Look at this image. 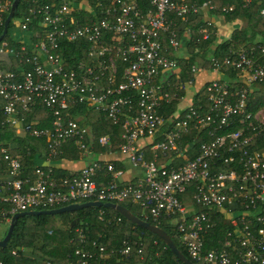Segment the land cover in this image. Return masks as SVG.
Instances as JSON below:
<instances>
[{
    "label": "built area",
    "instance_id": "2783aa9c",
    "mask_svg": "<svg viewBox=\"0 0 264 264\" xmlns=\"http://www.w3.org/2000/svg\"><path fill=\"white\" fill-rule=\"evenodd\" d=\"M83 1L88 5V0H82L79 7L84 6ZM12 3L0 0V27ZM76 3L58 0L57 4L40 7L36 14L47 30L38 43L22 45L15 51L0 42V98L6 122L22 130L21 113L38 106L50 112V128L24 129L33 137L46 139L48 161L63 144L74 143L85 152L86 164L77 173L59 179L51 167H36L30 180L21 177L18 157L1 150L8 179L0 182V201L10 208L1 211L0 224L10 223L16 213L57 209L84 200L133 203L143 208L146 218L156 223L166 219L175 226L179 240L197 262L264 264V151L257 143L254 147L255 137L264 132V107L252 111L248 104L252 85L264 81V63L245 51L222 62L212 59L213 71L219 72L223 66L232 68L238 71V80L207 82L202 89L206 109L189 104L165 119L159 109L169 100L170 77L164 74H175L178 64L166 55L162 35L169 47L177 50L176 19L186 25L190 15L212 9L210 1L198 6L189 0H112L102 9V18L88 25H79L71 17ZM250 3L245 0L244 7ZM232 9L229 6L223 11ZM36 14L30 11L33 17L18 22V28L27 32ZM201 34L206 40L209 32L203 29ZM32 36L39 38L38 32ZM79 42L87 44L90 62L81 60L67 69L58 51L67 43ZM117 61L125 64L119 82ZM74 105L87 106L121 127L118 152L132 167L142 170L141 177L120 182L121 172L111 162L89 159L92 130L68 117ZM193 131L206 140L199 143L197 154L190 159L187 153L191 145L184 148L181 141ZM157 135L161 139L150 142L153 158L147 160L138 141L153 140ZM97 143L102 154L112 152L108 136H100ZM169 152L173 154L170 162L176 164L158 165V154ZM102 172L109 179L99 184L96 180ZM190 186L192 204L186 205L181 196ZM199 206L206 211H199ZM213 213L227 218L233 230L224 233L221 247L205 251V236L217 225L211 220ZM122 244L118 252L128 257L130 242ZM98 251V257L104 258V247ZM137 252L141 255L142 249ZM10 255L18 256L15 250ZM75 255L78 259L70 264H86L95 254L77 249Z\"/></svg>",
    "mask_w": 264,
    "mask_h": 264
},
{
    "label": "trees",
    "instance_id": "16d2710c",
    "mask_svg": "<svg viewBox=\"0 0 264 264\" xmlns=\"http://www.w3.org/2000/svg\"><path fill=\"white\" fill-rule=\"evenodd\" d=\"M77 0L75 9L71 13L74 22L79 25H88L102 18V9L107 8L112 0H88L90 10L87 11ZM179 1V0H176ZM210 1L213 7L208 11L209 14L204 15L203 11L198 14L190 15L188 22L183 26L176 19L179 25L177 50L169 47L166 36L162 35V46L165 53L171 59L177 61L178 70L169 78V100L163 103L159 109V114L165 119L176 113L180 108L179 105L185 98V87L195 84L196 72L193 69L201 71H212V59L222 62L225 58H233L240 51L249 53L252 57L259 59L260 63H264V0H251V3L244 7L245 0H189V3L201 6L204 2ZM13 2V0H12ZM58 0H21L15 11L14 17L9 23L7 33L1 42H5L6 46L15 51H20L22 45L34 44L40 41L44 36L47 28L42 25L40 15L36 12L44 5L57 4ZM143 8L148 7L147 4L140 3ZM233 6V9L224 12V8ZM30 11L37 15L28 23L27 38L14 40L9 36L10 30L17 26L16 21L23 22L30 15ZM8 13L4 16V21ZM212 16L221 18L224 24L236 25L231 31L229 39L218 41L216 29L213 23L207 21V17ZM206 29L209 32L208 38L203 40L201 31ZM3 32V26L0 27V35ZM38 32L39 38H34L32 33ZM185 48V55L180 54V49ZM63 59H65V67L67 69L74 68L78 61L90 62L87 53V44L67 43L58 51ZM118 65V82L125 64L117 61ZM30 68V66H26ZM219 72L228 81L238 80V71L221 67ZM203 90L195 94L192 99V105H203L204 109L207 104L204 100ZM249 109L256 111L264 107V81L254 83L251 87L250 96L248 98ZM4 105L0 98V170L6 168L5 161L1 150H5L8 154L18 157L22 167V178L33 180L34 170L37 166L36 160H44L48 156L46 139L44 137H33L29 134L24 136L16 133V127L6 122V116L3 114L1 107ZM21 126L23 131L26 126H32L36 129H47L51 126L52 116L50 112L43 106L35 107L29 113H21ZM68 117L77 120V122L86 127H90L93 134V142L91 144V155L97 156L104 151L98 145L97 140L100 136H108L111 141L113 151H118L120 143L119 135L121 127L112 124L103 115L93 113L92 109L84 105H74L68 110ZM33 121L38 124L33 125ZM197 136V137H196ZM161 139L157 135L152 142ZM205 137L197 134L195 131L182 137V147L186 148L191 145L189 153L190 159L197 154L198 145ZM264 151V132L260 133L254 139V147ZM148 148V147H147ZM147 160L153 158V154L149 148L145 150ZM87 156L84 151L78 150L74 143L63 144L59 148V153L54 157V161L69 160L79 161L86 160ZM173 159L171 152L162 155L158 154V165H173L170 162ZM179 164H181L179 162ZM55 179H59L69 174L60 169H53ZM109 179L106 172H102L97 178L100 184L105 183ZM193 192L190 186L186 195L181 196L183 204H192L191 194ZM84 200L83 202H87ZM120 205L126 207L133 215L152 225H157L163 229L172 239L176 248L190 261L195 264H203L193 260L187 253L185 247L178 238L177 228L169 225L167 220L162 219V223H156L149 217H145V211L138 204L121 202ZM9 205L0 203V213L2 210H8ZM199 211H206L203 207H197ZM102 213V215H101ZM11 218V217H10ZM211 220L217 222L216 227L205 236L204 250H210L213 247H221V238L226 231L233 230L229 224V220L222 215L211 214ZM60 221V224L57 223ZM166 221V222H165ZM5 223V222H4ZM83 238H80V233ZM7 231L3 234L2 240ZM128 240L131 245V254L126 257L118 251L123 246V241ZM93 242L95 245H93ZM104 247L103 257L99 258L100 252L98 247ZM77 249L89 250L95 255L87 259L86 264H183L181 263L167 248L162 239L156 234L139 227L120 216L116 211L108 208H86L74 212L63 213L54 216H22L14 224L12 236L5 248H0V262L2 264H40L50 262L52 264H70L78 259L75 255ZM142 249L141 255L138 250ZM15 250L17 257L10 255Z\"/></svg>",
    "mask_w": 264,
    "mask_h": 264
},
{
    "label": "crops",
    "instance_id": "0c3cea01",
    "mask_svg": "<svg viewBox=\"0 0 264 264\" xmlns=\"http://www.w3.org/2000/svg\"><path fill=\"white\" fill-rule=\"evenodd\" d=\"M83 8H85L83 6ZM203 14L207 15L209 14L208 11L206 9H203ZM207 21H211L216 29V35L218 36V41L221 40H225V39H229L230 35H231V31L232 29H234L235 27H237L236 25H231V24H224L221 20V18H215L212 16H208L207 17ZM184 26V25H183ZM19 29V28H18ZM227 30L228 32H223V30ZM222 30V32L220 31ZM225 34V35H224ZM204 73L202 76L203 78V87L204 85L211 81V80H221V81H228L226 80V78H224V76L220 73V72H216V71H198V73ZM197 73V74H198ZM196 74V76H197ZM195 94L191 95V98L189 99V102L187 103L186 99L184 98L182 103H180L179 108H185L186 106H188L189 104L192 103V99L194 97ZM33 125L38 124V121H33L32 122ZM16 129V133L18 135L24 136L23 134H26L20 127L15 128ZM152 139H140L138 141V146L140 148L143 149L144 153L146 152L145 150L149 148V144L150 142H152ZM148 147V148H147ZM102 159H104L106 162H111L115 169L117 171L121 172V175L118 177V180L120 182H128V181H133L136 180L137 178L141 177L143 175V172L141 169L138 168H134L131 166V164L128 162V160L126 159L125 156L121 155L118 151H113L111 153H107V154H101ZM36 167H46L49 166L52 168V170L55 169H60L61 171L72 175L74 173H77L85 164H86V160H79V161H69V160H61V161H57L55 162L54 159L51 161H48V159H44V160H36ZM6 179H8V175H7V171L6 168L4 171L0 170V182L5 181ZM1 195H3V192L0 191V197ZM0 203H2L0 201ZM9 225V223H8Z\"/></svg>",
    "mask_w": 264,
    "mask_h": 264
},
{
    "label": "water",
    "instance_id": "95a60500",
    "mask_svg": "<svg viewBox=\"0 0 264 264\" xmlns=\"http://www.w3.org/2000/svg\"><path fill=\"white\" fill-rule=\"evenodd\" d=\"M21 0H13V3L11 5L10 11L8 13V16L6 17L4 21V26H3V32L0 35V42L3 40L5 37L8 26L12 18L14 17L15 11L18 7V4ZM108 208L116 211L120 216H122L124 219L127 221L142 227L157 236H159L164 244L169 248V250L172 252V254L183 264H195L192 261H190L187 257H185L175 246L173 243L172 239L170 236L160 227L157 225H152L144 220L139 219L135 215H133L126 207L120 205V204H114V203H102L98 201H87V202H82V203H75L71 205H67L61 208L57 209H51V210H41V211H28V212H21V213H16L14 214L9 223V227L7 230V233L5 237L0 240V248H5L12 236L13 233V228L15 222L18 220V218L22 216H38V215H45V216H54V215H60L63 213H68V212H74L77 210L81 209H86V208Z\"/></svg>",
    "mask_w": 264,
    "mask_h": 264
},
{
    "label": "rangeland",
    "instance_id": "374dc122",
    "mask_svg": "<svg viewBox=\"0 0 264 264\" xmlns=\"http://www.w3.org/2000/svg\"><path fill=\"white\" fill-rule=\"evenodd\" d=\"M84 3V7L87 11L90 10V8L88 7V5H86V2L83 1ZM18 23V21H16V24ZM223 30V29H222ZM222 30H220L222 32ZM228 32V29L227 30H223V32ZM225 35V34H224ZM9 36L14 39V40H20V38H23V37H26L28 36V34L26 32H23L21 31L20 29H18V26H14L10 32H9ZM29 45V44H28ZM186 49L185 48H182L180 49V54L181 56L182 55H185V51ZM177 73V70H175V74ZM198 73V71L196 72V74ZM204 73H198L197 76L195 75L196 79H195V84L194 85H191V86H186L185 87V92H186V95H185V99L187 101V103L189 102V99L191 98V95L192 94H197L199 93L202 89H203V75ZM165 76H168L170 77L171 73L170 72H167L164 74ZM94 113V112H93ZM97 158H101V157H98V156H89V159H97ZM58 224H60V221H57ZM8 223H1L0 224V239L1 237L3 236V234L8 230ZM204 264V263H203Z\"/></svg>",
    "mask_w": 264,
    "mask_h": 264
}]
</instances>
